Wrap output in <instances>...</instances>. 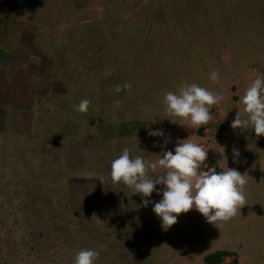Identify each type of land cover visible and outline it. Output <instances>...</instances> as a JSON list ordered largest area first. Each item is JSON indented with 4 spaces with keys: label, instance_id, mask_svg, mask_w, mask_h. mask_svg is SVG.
<instances>
[{
    "label": "rangeland",
    "instance_id": "rangeland-1",
    "mask_svg": "<svg viewBox=\"0 0 264 264\" xmlns=\"http://www.w3.org/2000/svg\"><path fill=\"white\" fill-rule=\"evenodd\" d=\"M0 19L21 27L26 57L39 55L12 65L0 24V264H75L86 248L100 252L96 264H208L233 227L248 261L232 251L214 264H264V136L231 127L264 76V0H0ZM185 82L224 96L198 130L166 112L164 96ZM82 99L87 113L74 110ZM156 128L168 150L195 134L209 151L204 170L248 174L236 216L216 226L193 209L164 230L151 204L112 182L124 148L158 159Z\"/></svg>",
    "mask_w": 264,
    "mask_h": 264
},
{
    "label": "clouds",
    "instance_id": "clouds-1",
    "mask_svg": "<svg viewBox=\"0 0 264 264\" xmlns=\"http://www.w3.org/2000/svg\"><path fill=\"white\" fill-rule=\"evenodd\" d=\"M210 79L218 82L219 73L211 72ZM123 87L130 88L131 85ZM115 90L120 92L122 88L117 85ZM223 100L224 96L218 92L186 82L176 92L169 91L164 96L167 114L188 121L190 128L197 130L213 119L211 106ZM240 102L244 105L247 118L238 112L231 123L232 129L245 130L251 125L257 137L264 136V76H257L252 81ZM90 104V100L82 99L74 110L87 113ZM148 135L163 141L162 144L154 141V146L162 149L158 159L152 161L139 155L133 157L130 150L124 148L122 154L111 161L110 177L114 184L123 183L133 188L135 194H140L144 207L151 204L164 230L175 225L180 214L193 209L202 214L208 223L218 226L231 220L246 204L248 174L229 166L223 171L216 168L204 170L209 151L192 139L195 134L178 140L174 150L167 149L169 134L162 128L149 129ZM240 156V151L234 148L233 162L239 163ZM160 169L164 171L158 173ZM149 171L158 174L149 175ZM158 185L162 187L158 188ZM154 192L162 197L158 202L149 199ZM99 256L100 252L95 248L82 249L75 256V264H96Z\"/></svg>",
    "mask_w": 264,
    "mask_h": 264
},
{
    "label": "trees",
    "instance_id": "trees-1",
    "mask_svg": "<svg viewBox=\"0 0 264 264\" xmlns=\"http://www.w3.org/2000/svg\"><path fill=\"white\" fill-rule=\"evenodd\" d=\"M0 21H1L0 24L3 23L2 26H4V28L6 29V31L8 33V36H10V38H12V44H11L12 47L11 48H12V58L14 60V63L12 65H15L17 68L18 67L21 68V65L29 68L31 66L30 64L33 63V59L36 58V60H37V57L39 55L38 56L33 55L34 58H32V59L26 57V56H28V53L25 52L26 50H25V47H24L25 46L24 43H25V40L26 39H24L20 35V32L22 30L21 27L12 24V26H13V28H15V30L10 32V29H9V26H11L10 25V21H8L7 19H5V20L4 19H0ZM1 31H4L5 32L4 29H0V32ZM18 52L19 53L21 52L22 53V56H24L25 58H22V56L21 57L20 56H17L16 57V55H17ZM63 60H65V59L63 58ZM65 61H62V63H64ZM37 62H39V60H37ZM51 65H52L51 66L52 68L56 66L55 63H52ZM48 68L49 67L46 68V72H50L52 75H54L53 72L55 70H50L49 71ZM59 73H61V72H59ZM20 79H22V76L21 77H18L17 80L20 81ZM113 129H117V128H113ZM221 256H222V254L219 251H217V252H215L213 254H210L209 257H208V260H209L208 261V264H214L216 262L217 263H220L221 262V260H220L221 259Z\"/></svg>",
    "mask_w": 264,
    "mask_h": 264
},
{
    "label": "crops",
    "instance_id": "crops-1",
    "mask_svg": "<svg viewBox=\"0 0 264 264\" xmlns=\"http://www.w3.org/2000/svg\"><path fill=\"white\" fill-rule=\"evenodd\" d=\"M74 58V57H73ZM73 58H67L68 60H70V61H66V63L69 65V63H71V59H73ZM62 59H63V57H62ZM62 61H64V60H62ZM65 63V64H66ZM70 68V66L68 67V69ZM62 71H64V69L62 70ZM62 71L61 70H58V72H61L60 74H64V73H62ZM54 72H57L56 70L54 71ZM228 222V221H227ZM230 223H231V221H230ZM231 226V224H229V226H226V228H232V227H230ZM234 230H235V228L233 227L232 228V231H231V233H227V234H223L224 235V237H227V239L231 242V243H229V245H227L226 246V248L225 249H219V250H217V251H219V252H221V254H225V252H232V251H234L235 252V254L237 253L238 255H239V257H240V260H241V263H246L247 261H248V259H246V258H248V255H249V253L248 252H244L246 255H242L241 253H239V251L241 252V247H242V244L239 242V241H236V238H238L237 237V235L234 233ZM226 238H224V240H225ZM216 251V252H217ZM215 253V252H214ZM213 254V253H212ZM238 257V256H237Z\"/></svg>",
    "mask_w": 264,
    "mask_h": 264
}]
</instances>
